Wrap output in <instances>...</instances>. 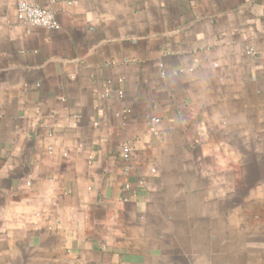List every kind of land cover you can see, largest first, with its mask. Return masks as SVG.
Returning <instances> with one entry per match:
<instances>
[{
    "label": "crops",
    "instance_id": "0c3cea01",
    "mask_svg": "<svg viewBox=\"0 0 264 264\" xmlns=\"http://www.w3.org/2000/svg\"><path fill=\"white\" fill-rule=\"evenodd\" d=\"M32 1L58 31L0 0V264H264V0Z\"/></svg>",
    "mask_w": 264,
    "mask_h": 264
},
{
    "label": "built area",
    "instance_id": "2783aa9c",
    "mask_svg": "<svg viewBox=\"0 0 264 264\" xmlns=\"http://www.w3.org/2000/svg\"><path fill=\"white\" fill-rule=\"evenodd\" d=\"M67 4L70 5L71 3L67 2ZM15 14L18 24L27 30L40 28L47 31H58L60 29L54 11L50 7L41 6L32 0H17ZM151 122L157 124L159 120L152 119ZM149 132L156 134L157 131L153 126H150ZM121 156L126 160L129 158V147H122Z\"/></svg>",
    "mask_w": 264,
    "mask_h": 264
}]
</instances>
